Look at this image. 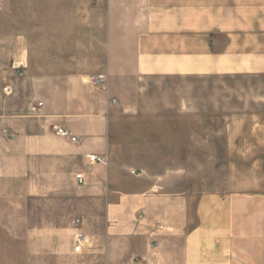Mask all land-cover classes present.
Wrapping results in <instances>:
<instances>
[{
	"label": "crops",
	"instance_id": "0c3cea01",
	"mask_svg": "<svg viewBox=\"0 0 264 264\" xmlns=\"http://www.w3.org/2000/svg\"><path fill=\"white\" fill-rule=\"evenodd\" d=\"M57 1L77 16L64 32L108 34L101 36L108 83L124 81L121 67L128 65L138 80L264 75V0ZM91 14L94 20L87 21ZM89 77L31 76L44 103L31 118L8 101L0 105V128L13 135L0 136L1 175L13 170L21 176L25 157L36 169L45 163L46 176L62 171L77 185V199L87 209L80 230L88 238L76 254L79 264H264V176L252 189L198 194L180 181L130 174L113 153V94L109 87L107 93L91 87ZM89 87L96 97L87 96ZM57 128L78 141L58 136ZM88 155L107 164L89 165ZM75 173L83 176L82 185ZM74 235L69 228L73 255Z\"/></svg>",
	"mask_w": 264,
	"mask_h": 264
},
{
	"label": "rangeland",
	"instance_id": "374dc122",
	"mask_svg": "<svg viewBox=\"0 0 264 264\" xmlns=\"http://www.w3.org/2000/svg\"><path fill=\"white\" fill-rule=\"evenodd\" d=\"M0 1V105L8 101L19 115L31 118L29 103L43 100L31 76L84 72L108 78V49L101 45L106 32H64L77 16L75 11L74 16L65 12L61 1ZM85 19L93 21V14ZM115 67L127 76L108 83L116 101L108 110V120L113 153L130 174L159 182L160 178L180 181L198 194L260 184L264 75L138 80L130 75L129 65ZM86 94L96 97L90 87ZM127 105L135 111H124ZM4 131L10 133L0 128V136H5ZM46 170L45 163L36 169L25 157L21 176L13 170L1 175L0 166V264L83 260L67 251L68 230L76 218H85L87 209L68 175L60 171L58 177H48Z\"/></svg>",
	"mask_w": 264,
	"mask_h": 264
},
{
	"label": "built area",
	"instance_id": "2783aa9c",
	"mask_svg": "<svg viewBox=\"0 0 264 264\" xmlns=\"http://www.w3.org/2000/svg\"><path fill=\"white\" fill-rule=\"evenodd\" d=\"M88 82L97 91L102 92V93L108 92V78L104 74L92 75L89 77ZM6 91H9V90L6 89L5 92ZM108 104L114 105L116 104V101L114 99H110L108 101ZM43 106H44V103L42 101L33 99L29 103L28 111L32 116H37L40 110L43 108ZM4 133L9 137L13 136L12 134H8L6 131H4ZM56 134L62 138L69 139L72 143H76L78 141L76 137L71 136L68 132H66L64 129H61V128L56 129ZM86 159L89 165H95V164L106 165L107 164L106 159L102 156L88 155L86 156ZM132 174H135V173L132 172ZM75 180L77 184L79 185H82L84 182L83 176L80 173L75 175ZM82 220H83L82 218H76L72 223L73 229L75 230V235H74L75 245L73 247V252L75 254L81 253L82 247L84 246V244L87 243V240H88V238L80 230Z\"/></svg>",
	"mask_w": 264,
	"mask_h": 264
}]
</instances>
